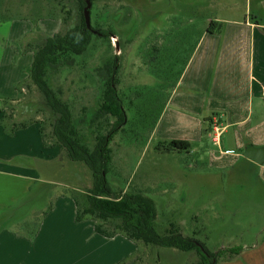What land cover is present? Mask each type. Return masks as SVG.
<instances>
[{"label":"rangeland","instance_id":"374dc122","mask_svg":"<svg viewBox=\"0 0 264 264\" xmlns=\"http://www.w3.org/2000/svg\"><path fill=\"white\" fill-rule=\"evenodd\" d=\"M228 3L222 0H92V26L111 30L121 40L122 55L116 53L114 37L109 40L94 34L87 50L75 55L77 66L65 68L54 79V83L65 89L67 97L72 98L78 91L77 81L84 67L89 87L79 90L77 98L92 106L90 101L98 95L95 67L117 54L121 56L118 77L127 98V122L115 132L110 143L113 162L108 183L114 191L140 189L152 199L158 233L179 229L184 235L200 240L212 252L252 245L264 235V193L254 180L256 169L252 170L244 161L228 167L212 163L208 154L210 145L207 148L205 143L191 153L161 151L158 149L161 139L151 134L172 85L198 41V29L205 28L217 16H230ZM239 3L241 6L244 2ZM1 19H23L27 25L32 24L34 32L24 44L26 49L28 44L36 47L49 35L65 33L79 24L81 10L79 0H0ZM41 28L42 33L36 32ZM133 32L135 40L127 45L126 40ZM31 58L32 55L23 65H28L24 71L27 76L20 80V85L28 77ZM19 86L20 101L12 103L15 121L20 124L30 118L45 120L46 131L50 132L51 126L46 120L51 113L41 92L34 87L23 93ZM129 98L134 101L132 105L127 103ZM29 102L34 103L31 110L27 106ZM79 127L89 133L83 123ZM212 144L213 149H221ZM54 164H58L55 176L59 184L49 190L79 196L94 186L92 171L85 162L71 160L63 152ZM21 190L25 191L24 187ZM34 206L36 202L27 198L26 203L8 207L11 219L3 216L2 223L22 228L25 223L18 222L19 219L31 218ZM131 242L133 253L124 259L135 260L136 264H198L200 261L195 251ZM124 248L126 251L127 247Z\"/></svg>","mask_w":264,"mask_h":264},{"label":"crops","instance_id":"0c3cea01","mask_svg":"<svg viewBox=\"0 0 264 264\" xmlns=\"http://www.w3.org/2000/svg\"><path fill=\"white\" fill-rule=\"evenodd\" d=\"M222 2H229L230 16L212 19L224 22L220 32H210V24L198 29V41L151 136L161 142L188 140L190 153L210 145L211 161L221 167L246 162L256 169L254 180L264 193V163L244 156L250 145L264 147V0ZM26 22L0 20V264H117L133 251L131 240L103 236L92 218L77 221L75 195L49 190L59 184L54 162L61 148L44 144L39 122L13 134L2 123L3 100L20 101L17 86L28 66L23 65L34 58L24 47L34 32ZM209 118H218L222 126L220 150L213 149ZM27 198L37 206L31 218L19 219L24 226L2 223L3 216L11 219L7 208ZM231 248L239 253L220 264H264V235L252 245Z\"/></svg>","mask_w":264,"mask_h":264},{"label":"trees","instance_id":"16d2710c","mask_svg":"<svg viewBox=\"0 0 264 264\" xmlns=\"http://www.w3.org/2000/svg\"><path fill=\"white\" fill-rule=\"evenodd\" d=\"M85 6L86 1L79 0L81 10L79 24L65 33L57 32L46 37L41 45L33 47L32 44H28L29 46L26 47V50L34 52L33 63L27 79L18 86L20 85L22 92L34 87L41 92L44 103L51 113L49 120H46L51 126V131H46L45 120L43 122L37 118H30L28 122L20 124L16 122L13 101L8 99L3 100L2 123L4 127L10 134H13L18 128L39 122L46 146H59L61 153L65 152L71 160L83 161L90 167L94 186L87 191L80 192L81 195L75 196L76 219L77 221L86 218L94 219L96 221L95 231L103 236L114 237L122 234L134 242H143L146 245L195 251L200 256L198 264H220L225 257L238 254V250L232 248L212 252L200 240L184 235L179 229H174L167 234L158 233L154 226L157 212L152 199L144 196L140 190L117 192L110 187L107 179L113 162V149L110 143L115 132L127 122L125 108L127 98L119 85V71L116 69L117 57H111L102 66L95 67L93 74L98 95L90 101L92 106L83 104L84 102L77 98L79 90H86L89 87L86 86L89 85L86 84L87 79L85 78L88 74L84 73L83 66L82 74L77 81L78 91L72 94V98L67 97L62 85L54 83L55 75L60 71L67 67L72 69L77 66L75 55L87 50L94 34L109 38V40L115 35L111 30L101 26L97 28L92 26L98 32L89 29L84 17ZM223 26L224 22L212 20L209 31L220 32ZM133 102L132 99L127 101L130 105ZM165 104L166 102L164 106ZM27 106L31 110L34 108V103L29 102ZM90 113L91 115H88ZM207 120L211 125L213 124V118ZM79 123H83L89 130L88 134L79 127ZM191 146L188 140L175 139L160 142L158 149L166 152H183L190 151ZM117 264H136V262L128 258Z\"/></svg>","mask_w":264,"mask_h":264},{"label":"water","instance_id":"95a60500","mask_svg":"<svg viewBox=\"0 0 264 264\" xmlns=\"http://www.w3.org/2000/svg\"><path fill=\"white\" fill-rule=\"evenodd\" d=\"M85 1H86V6L84 7V17H85L87 26L93 32H98L96 29L92 27V22H91L92 0H85ZM112 37L116 39L115 47H116V53H118L120 51L119 39L117 38L116 35H113ZM244 156L259 164H263L264 163V147H257L254 145H250L246 148L244 152Z\"/></svg>","mask_w":264,"mask_h":264},{"label":"built area","instance_id":"2783aa9c","mask_svg":"<svg viewBox=\"0 0 264 264\" xmlns=\"http://www.w3.org/2000/svg\"><path fill=\"white\" fill-rule=\"evenodd\" d=\"M222 126L220 124V121L218 118L213 119V124H212V130H211V138L213 142L219 146L220 138L222 135Z\"/></svg>","mask_w":264,"mask_h":264},{"label":"flooded vegetation","instance_id":"af4514ba","mask_svg":"<svg viewBox=\"0 0 264 264\" xmlns=\"http://www.w3.org/2000/svg\"><path fill=\"white\" fill-rule=\"evenodd\" d=\"M143 22H144V20L143 19H141ZM133 35H134V32H133V34H132V36H131V38H129L128 40H126V43H127V45H132L133 44V42H134V40H135V38L133 37ZM119 39V38H118ZM119 43H121V40L119 39ZM120 53V55H122V51H119ZM119 54H117V58H116V61H117V67H116V69H118V67H119V64H120V61H119V59H120V57L121 56H119ZM126 59H127V57H126Z\"/></svg>","mask_w":264,"mask_h":264}]
</instances>
